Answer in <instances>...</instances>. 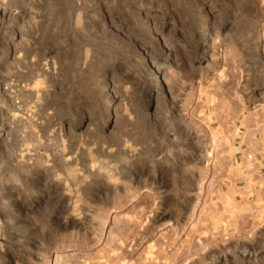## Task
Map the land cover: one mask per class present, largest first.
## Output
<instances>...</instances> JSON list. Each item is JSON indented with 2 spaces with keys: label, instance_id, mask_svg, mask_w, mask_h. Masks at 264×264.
<instances>
[{
  "label": "rangeland",
  "instance_id": "obj_1",
  "mask_svg": "<svg viewBox=\"0 0 264 264\" xmlns=\"http://www.w3.org/2000/svg\"><path fill=\"white\" fill-rule=\"evenodd\" d=\"M0 264H264V0H0Z\"/></svg>",
  "mask_w": 264,
  "mask_h": 264
},
{
  "label": "bare ground",
  "instance_id": "obj_2",
  "mask_svg": "<svg viewBox=\"0 0 264 264\" xmlns=\"http://www.w3.org/2000/svg\"><path fill=\"white\" fill-rule=\"evenodd\" d=\"M54 256H55V259L59 257V255H57V254H55ZM58 259H59V258H58Z\"/></svg>",
  "mask_w": 264,
  "mask_h": 264
},
{
  "label": "built area",
  "instance_id": "obj_3",
  "mask_svg": "<svg viewBox=\"0 0 264 264\" xmlns=\"http://www.w3.org/2000/svg\"><path fill=\"white\" fill-rule=\"evenodd\" d=\"M251 156H249V158H250Z\"/></svg>",
  "mask_w": 264,
  "mask_h": 264
}]
</instances>
